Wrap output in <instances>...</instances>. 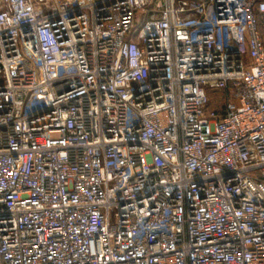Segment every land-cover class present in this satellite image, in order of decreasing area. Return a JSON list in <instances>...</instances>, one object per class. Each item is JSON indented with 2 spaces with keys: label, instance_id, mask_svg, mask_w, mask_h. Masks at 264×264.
Here are the masks:
<instances>
[{
  "label": "built area",
  "instance_id": "built-area-1",
  "mask_svg": "<svg viewBox=\"0 0 264 264\" xmlns=\"http://www.w3.org/2000/svg\"><path fill=\"white\" fill-rule=\"evenodd\" d=\"M259 15L0 0V264H264Z\"/></svg>",
  "mask_w": 264,
  "mask_h": 264
},
{
  "label": "crops",
  "instance_id": "crops-1",
  "mask_svg": "<svg viewBox=\"0 0 264 264\" xmlns=\"http://www.w3.org/2000/svg\"><path fill=\"white\" fill-rule=\"evenodd\" d=\"M261 17L263 18V16H262V15H261ZM259 29H260V31H261V34H262V30H261V29H264V24H263V23L259 25ZM262 35H263V34H262Z\"/></svg>",
  "mask_w": 264,
  "mask_h": 264
},
{
  "label": "trees",
  "instance_id": "trees-1",
  "mask_svg": "<svg viewBox=\"0 0 264 264\" xmlns=\"http://www.w3.org/2000/svg\"><path fill=\"white\" fill-rule=\"evenodd\" d=\"M263 23V18L259 15V25Z\"/></svg>",
  "mask_w": 264,
  "mask_h": 264
},
{
  "label": "rangeland",
  "instance_id": "rangeland-1",
  "mask_svg": "<svg viewBox=\"0 0 264 264\" xmlns=\"http://www.w3.org/2000/svg\"><path fill=\"white\" fill-rule=\"evenodd\" d=\"M138 15H140V13H138ZM140 25H138V27H139ZM137 27V28H138ZM262 30V34H263V40H264V29H261Z\"/></svg>",
  "mask_w": 264,
  "mask_h": 264
}]
</instances>
